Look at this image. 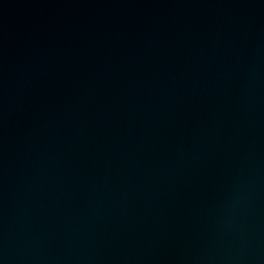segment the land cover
<instances>
[{"label":"water","instance_id":"1","mask_svg":"<svg viewBox=\"0 0 264 264\" xmlns=\"http://www.w3.org/2000/svg\"><path fill=\"white\" fill-rule=\"evenodd\" d=\"M0 264H264V0H0Z\"/></svg>","mask_w":264,"mask_h":264}]
</instances>
